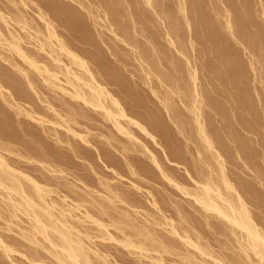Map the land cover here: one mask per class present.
Returning <instances> with one entry per match:
<instances>
[{"label": "rangeland", "instance_id": "374dc122", "mask_svg": "<svg viewBox=\"0 0 264 264\" xmlns=\"http://www.w3.org/2000/svg\"><path fill=\"white\" fill-rule=\"evenodd\" d=\"M0 41V154L27 193L33 180L63 209L92 264H264L194 199L208 182L241 196L264 232V0H0ZM64 67L93 75L149 136L65 95ZM61 254L0 188V264Z\"/></svg>", "mask_w": 264, "mask_h": 264}, {"label": "bare ground", "instance_id": "6f19581e", "mask_svg": "<svg viewBox=\"0 0 264 264\" xmlns=\"http://www.w3.org/2000/svg\"><path fill=\"white\" fill-rule=\"evenodd\" d=\"M228 26L229 28H231L232 24L229 22ZM15 41L16 40H14V42ZM14 42L12 43V45L10 43L11 48L14 50L13 52H16L21 58H23L24 59V60L22 59L23 62L25 61V63L30 66V69L33 68L35 69L34 70L35 72L38 71L37 73H39L38 74L39 76L41 74V77L44 74V72L42 74V70L45 71V73L49 75V80H47V78H45L46 80L44 79L46 84H49V85L54 84L52 80L53 79L55 80L57 76L62 75L61 72H58V73L54 72L58 74L57 76H55L53 75L54 73H51L52 71L48 70L46 67L43 69V65H40V63H38L39 64L38 65L37 64L38 61L34 62L36 60L30 58L29 55L28 57L24 53L25 51L22 50L21 46H19L20 41H16L17 45ZM0 44H1V41H0ZM62 49H63L62 51L67 53L65 54L69 56V58H73L74 61L78 63L76 65L78 66L80 65L83 68L86 67L84 62L81 60V58L77 54H74L72 51H69L65 49L64 47ZM55 60L54 62H56ZM60 62L58 61L59 68H61L60 65H62L60 64ZM41 66H42V69H41ZM70 68L69 67L68 69L65 68L68 71L66 75H68V77L70 75V77L72 76L73 78L71 79V82H69L70 83L69 85H68V82L66 83L69 87L71 86L73 90L72 91L70 89L68 90V88L66 89L62 87L61 85L56 86L63 93H65V95L71 96L76 101L83 102L86 106L88 105V106L93 107L94 109L102 110L103 112H105L106 117H108L109 120L115 123L116 127L121 132L123 133L125 132L127 135H130V134L127 131V129H125L121 125L120 121L122 119H126L128 123H131L139 127L140 130L146 133L147 129L145 127L143 128L140 124H138L139 122L137 123L133 119L129 118L126 112H124V109H122V107L120 106L119 102L117 100H114L113 98L111 99L112 96L110 97L109 92L105 88H103L99 83H97L96 79L93 77L92 74H91L92 76H90V79L86 81L80 75L74 73L73 70L72 71L69 70ZM88 70H86V72H88ZM46 74L45 76H47ZM56 80L57 82L59 81L58 78ZM73 80L75 81V83L72 82ZM67 81H70V80H67ZM108 101H110L114 105L113 109L109 108L107 104ZM198 125L200 129V134H201V137L204 143L210 149L214 148L213 147L214 145L212 144V141L207 134L205 126L200 120H198ZM146 134H148V132ZM219 159L222 160V156ZM221 168H222V173L224 176L225 168L223 167V164L221 165ZM0 172L3 174L5 173V176H7L6 174L10 175V178L6 177L7 180L0 179V188H2L4 191H7V194L9 195V201H13L17 203L18 207L20 209H23L26 215H28L36 223L38 233L44 235L47 241L51 245H53L56 249H59L62 252L61 255L57 256L58 260L62 264H92V261L89 255L90 250L85 246L81 238L79 237L75 238V235H76L75 230L77 229L74 227V225H70L69 222L66 221L67 217H66L65 212H63V209H62V212L61 210L59 211V213L61 212L60 213L61 215L59 216V218L54 214V211L58 209L55 205H51L50 203L47 202L46 200L47 195L44 189L42 188V186H40L38 183L34 182L33 180L32 181L30 180L29 182H31L33 185L35 195L27 193V190H25V187H23V185L19 183L20 181L18 180V178L17 177L13 178V174H11V172H14V170L10 169V166H8V164L6 163L5 159L1 156V154H0ZM11 177L13 179H11ZM16 180L18 181V183ZM223 182H224L225 188L229 192L237 191L229 183V181L226 179L225 176L223 178ZM187 194L190 195L189 193ZM13 197H18L22 201L17 202L13 199ZM238 197H239L238 204L233 203L232 201L228 200L218 188L214 187L209 182L206 184H202V185L200 184L199 191L194 195V199L196 200V202L199 203L207 212L216 214L217 216L225 219L233 227L241 230L245 235V240L248 243L249 247L254 251V253L261 260V262L264 263V232L255 223L242 197L241 196H238ZM37 199L40 200V202H38ZM67 216H69V214ZM100 226H102V228H105L103 227L104 225L102 224H100ZM51 233L55 234L54 236H58L57 243L54 240H52ZM126 242L129 248L131 247L134 249H139L134 242L130 240ZM191 246H193L192 243H191ZM140 248H141V251H143V248L142 247ZM196 248L200 250L198 247ZM204 252L205 251L202 250V254Z\"/></svg>", "mask_w": 264, "mask_h": 264}]
</instances>
